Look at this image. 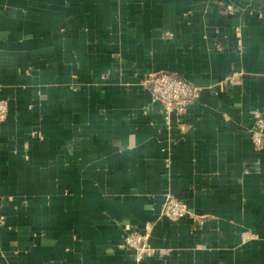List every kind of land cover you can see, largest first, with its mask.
Wrapping results in <instances>:
<instances>
[{"label": "crops", "instance_id": "obj_1", "mask_svg": "<svg viewBox=\"0 0 264 264\" xmlns=\"http://www.w3.org/2000/svg\"><path fill=\"white\" fill-rule=\"evenodd\" d=\"M0 100V264H264V0H0Z\"/></svg>", "mask_w": 264, "mask_h": 264}, {"label": "built area", "instance_id": "obj_2", "mask_svg": "<svg viewBox=\"0 0 264 264\" xmlns=\"http://www.w3.org/2000/svg\"><path fill=\"white\" fill-rule=\"evenodd\" d=\"M222 45H216V50L221 51ZM237 47L241 46V41H237ZM147 82L151 84V93L154 100L162 105V118L168 126H172V115H175L179 120L186 113L188 108L193 104L198 97L199 89L188 81L171 74H149ZM8 113V103L5 100H0V123L5 121ZM254 123L251 127V139L254 148L261 149L264 142V117L258 112L253 113ZM162 214L175 221L189 215L190 211L187 203L176 199L174 196L168 195L165 198L162 208ZM0 224H3L0 218ZM146 232L138 230L129 231L123 239V244L128 249L134 251L137 261L144 257L146 252Z\"/></svg>", "mask_w": 264, "mask_h": 264}, {"label": "rangeland", "instance_id": "obj_3", "mask_svg": "<svg viewBox=\"0 0 264 264\" xmlns=\"http://www.w3.org/2000/svg\"><path fill=\"white\" fill-rule=\"evenodd\" d=\"M256 112H258V113H259V111H255V113H256ZM259 114L261 115V113H259Z\"/></svg>", "mask_w": 264, "mask_h": 264}, {"label": "trees", "instance_id": "obj_4", "mask_svg": "<svg viewBox=\"0 0 264 264\" xmlns=\"http://www.w3.org/2000/svg\"><path fill=\"white\" fill-rule=\"evenodd\" d=\"M163 74H168V73H163Z\"/></svg>", "mask_w": 264, "mask_h": 264}]
</instances>
